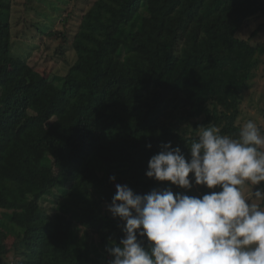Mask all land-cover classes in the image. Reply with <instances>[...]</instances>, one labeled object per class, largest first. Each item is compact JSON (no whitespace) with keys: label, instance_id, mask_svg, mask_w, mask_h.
I'll return each instance as SVG.
<instances>
[{"label":"trees","instance_id":"1","mask_svg":"<svg viewBox=\"0 0 264 264\" xmlns=\"http://www.w3.org/2000/svg\"><path fill=\"white\" fill-rule=\"evenodd\" d=\"M12 7L0 0V236L13 264H106L122 235L109 177L146 193L169 183L145 175L162 143L188 157L198 125L238 132L264 24L239 32L264 0H96L53 76L14 56Z\"/></svg>","mask_w":264,"mask_h":264},{"label":"clouds","instance_id":"2","mask_svg":"<svg viewBox=\"0 0 264 264\" xmlns=\"http://www.w3.org/2000/svg\"><path fill=\"white\" fill-rule=\"evenodd\" d=\"M195 129L188 157L169 141L148 161L146 177L169 183L146 193L115 183L106 210L122 235L109 238L106 264H264V129Z\"/></svg>","mask_w":264,"mask_h":264},{"label":"rangeland","instance_id":"3","mask_svg":"<svg viewBox=\"0 0 264 264\" xmlns=\"http://www.w3.org/2000/svg\"><path fill=\"white\" fill-rule=\"evenodd\" d=\"M13 54L22 57L39 71L49 75H62L68 69L69 60L75 53L72 41L80 30L82 15L93 6L96 0H11ZM264 24V18H256L239 32L242 37ZM56 32V35H50ZM264 40V25L253 41ZM68 57V59H67ZM253 120L264 129V55L260 56L259 65L249 88L242 94L241 126ZM190 130L194 126L189 125ZM115 183H119L116 179ZM247 194V190H246ZM11 240L0 236V252L7 254V263L12 261ZM10 264H13L12 262Z\"/></svg>","mask_w":264,"mask_h":264}]
</instances>
